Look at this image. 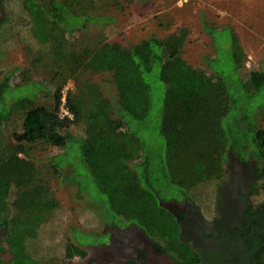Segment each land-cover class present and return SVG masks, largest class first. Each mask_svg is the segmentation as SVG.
<instances>
[{
    "label": "trees",
    "instance_id": "obj_1",
    "mask_svg": "<svg viewBox=\"0 0 264 264\" xmlns=\"http://www.w3.org/2000/svg\"><path fill=\"white\" fill-rule=\"evenodd\" d=\"M16 5L30 37L45 48L43 55L54 67L49 88L25 78L11 84L14 69L0 71V264H54L28 251L58 209L29 155L35 145L58 149L46 171L73 184L98 223H132L179 264L197 263L196 254L179 240V223L159 201L186 196L194 202L197 187L224 181L230 156L259 165L253 187L258 182L264 192V128L259 125L264 68L242 74L241 48L226 27L212 30L215 53L207 73L181 57L183 29L129 46L101 41L77 48L67 35L102 21L92 11L95 0H16ZM7 22L0 20V35ZM223 31L230 42L221 61L223 45L213 35ZM85 72L110 74L118 96L116 117L88 81L63 93L69 79ZM47 94L52 104H38ZM63 97L72 119L59 116ZM19 108L21 131L8 142L2 128ZM71 124L83 125L84 134L70 132ZM96 236L99 231L71 226L62 259L84 258V246L96 244Z\"/></svg>",
    "mask_w": 264,
    "mask_h": 264
},
{
    "label": "rangeland",
    "instance_id": "obj_2",
    "mask_svg": "<svg viewBox=\"0 0 264 264\" xmlns=\"http://www.w3.org/2000/svg\"><path fill=\"white\" fill-rule=\"evenodd\" d=\"M92 11L102 21L67 35L68 40L77 48L101 41L129 46L151 36L164 38L183 29L186 35L180 47L181 57L191 67L209 73L211 70L207 62L215 53L212 30L226 27L236 37L241 48L244 59L242 74L264 68V0H95ZM5 17L8 22L2 26L0 35V71L14 69L9 80L11 84H19L25 78L42 81L49 88L54 66L44 57L45 48H40L30 37L27 19L16 5V0H5L3 6L1 5L0 20ZM226 31L213 35L223 45L219 54L221 61L229 49L230 41ZM76 78L67 81L63 93L74 90L83 81H88L111 103L113 117H116L114 107L118 96L109 73L85 72ZM38 104L50 106L51 96H40ZM22 114L23 109L19 108L4 123L2 129L6 141H12L14 134L21 131ZM259 125L264 128V118L260 119ZM68 130L76 135L84 134L81 124H71ZM56 152L58 149L49 145H35L29 153L35 165L41 168L48 187L53 191L58 201V209L50 217L48 224L40 229L37 240L34 243L32 241L31 245L28 243V251L34 258L54 264H96L98 250L91 246L86 247L84 258L62 259L63 238L68 235L71 226L100 231L104 225L98 223L82 200L76 197L73 184L60 182L46 171L48 158ZM254 166L257 174L259 165L254 162ZM195 191L192 192L194 202L210 218L214 210L211 203L215 197L216 186L209 183L197 187ZM251 193L252 204L264 203V192L258 182L252 187ZM102 239V236H96L93 240L99 242ZM3 257L7 258L8 255Z\"/></svg>",
    "mask_w": 264,
    "mask_h": 264
},
{
    "label": "flooded vegetation",
    "instance_id": "obj_3",
    "mask_svg": "<svg viewBox=\"0 0 264 264\" xmlns=\"http://www.w3.org/2000/svg\"><path fill=\"white\" fill-rule=\"evenodd\" d=\"M254 162L229 157L210 218L186 196L162 202L179 223L180 242L196 254L195 264H264V210L251 202ZM99 233L101 241L84 246L98 250L96 264H179L132 223L104 224Z\"/></svg>",
    "mask_w": 264,
    "mask_h": 264
},
{
    "label": "built area",
    "instance_id": "obj_4",
    "mask_svg": "<svg viewBox=\"0 0 264 264\" xmlns=\"http://www.w3.org/2000/svg\"><path fill=\"white\" fill-rule=\"evenodd\" d=\"M59 116L72 119L71 114L68 112V110L66 109V107L64 105V97L62 98V103L59 106Z\"/></svg>",
    "mask_w": 264,
    "mask_h": 264
},
{
    "label": "water",
    "instance_id": "obj_5",
    "mask_svg": "<svg viewBox=\"0 0 264 264\" xmlns=\"http://www.w3.org/2000/svg\"><path fill=\"white\" fill-rule=\"evenodd\" d=\"M159 205H160V206H163V205H162V202L159 201Z\"/></svg>",
    "mask_w": 264,
    "mask_h": 264
}]
</instances>
